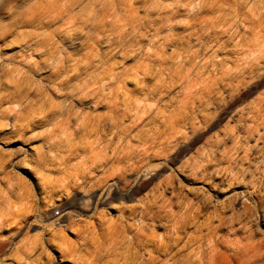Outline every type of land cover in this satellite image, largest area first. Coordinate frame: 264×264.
<instances>
[{"label": "rangeland", "instance_id": "1", "mask_svg": "<svg viewBox=\"0 0 264 264\" xmlns=\"http://www.w3.org/2000/svg\"><path fill=\"white\" fill-rule=\"evenodd\" d=\"M2 1L0 264H264V0Z\"/></svg>", "mask_w": 264, "mask_h": 264}, {"label": "bare ground", "instance_id": "2", "mask_svg": "<svg viewBox=\"0 0 264 264\" xmlns=\"http://www.w3.org/2000/svg\"><path fill=\"white\" fill-rule=\"evenodd\" d=\"M7 0H3L2 1V5L3 4H5V2H6ZM102 10L99 12V15L101 16V18H99L95 23H92V25H93V29L95 30V32H98V30H99V28H98V25H103L102 27H104L105 25H106V23L108 22L109 24H112V16H113V14H112V7H111V3L109 2V1H105V3L103 4V7L101 8ZM36 14V16H34L35 18V20H38V23H49L50 21H51V19L48 17V14L47 15H45L46 13H44L43 15H42V13H34V15ZM52 18H57L58 17V14H53V16H51ZM71 18H72V23H73V25L75 24V22H76V20L71 16ZM107 23V24H108ZM108 24V25H109ZM72 25V26H73ZM99 26V27H100ZM107 26V25H106ZM54 45V36H53V34L52 33H50V32H47V33H45V34H43L40 38H38V39H36V40H34V42H33V51H36V50H43V49H49L51 46H53ZM52 49V48H51ZM50 50V49H49ZM48 50V51H49ZM69 77V76H68ZM68 77H66V78H68ZM88 86H89V82H88V80L87 81H84L82 84H81V87L80 88H78L77 90L78 91H82V90H84V89H86V88H88ZM111 93V92H110ZM99 98H97L96 99V102H95V104H98L99 103ZM110 104V103H109ZM112 104V103H111ZM113 104L115 105V103H114V101H113ZM109 106V108L111 107V109L114 111V108H113V106H111V105H108ZM117 106V105H116ZM115 107V106H114ZM68 108V107H67ZM60 109V108H59ZM58 109V111H61V109L59 110ZM71 108H69V110H70ZM110 109V110H111ZM111 110V111H112ZM57 111V112H58ZM67 111H68V109H67ZM62 112V111H61ZM60 112V113H61ZM95 117H97V115H95L94 116V120H95ZM101 118H104V117H102L101 115L97 118V119H99L98 120V122L99 123H97L98 125L100 124V119ZM64 120H66V119H64ZM96 121V120H95ZM101 121H102V119H101ZM106 121V120H105ZM105 121H103V122H105ZM111 124V123H110ZM109 124V125H110ZM114 143V142H113ZM154 166V165H153ZM195 191V190H194ZM202 192V191H201ZM200 195V194H199ZM198 197V196H197ZM179 205V204H178ZM184 207V206H183ZM185 208V207H184Z\"/></svg>", "mask_w": 264, "mask_h": 264}]
</instances>
